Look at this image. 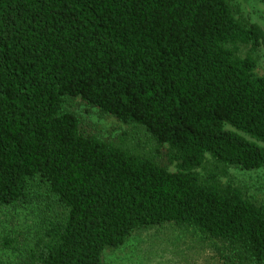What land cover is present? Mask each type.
<instances>
[{"label":"trees","instance_id":"1","mask_svg":"<svg viewBox=\"0 0 264 264\" xmlns=\"http://www.w3.org/2000/svg\"><path fill=\"white\" fill-rule=\"evenodd\" d=\"M260 48L233 0H0V212L35 218L2 229L0 264H104L163 224L264 264V196L229 179L264 167Z\"/></svg>","mask_w":264,"mask_h":264},{"label":"rangeland","instance_id":"2","mask_svg":"<svg viewBox=\"0 0 264 264\" xmlns=\"http://www.w3.org/2000/svg\"><path fill=\"white\" fill-rule=\"evenodd\" d=\"M233 4L240 14L264 29V3L261 0H233ZM257 55L256 71L264 75V48H260ZM82 111L90 125L106 139L124 145L134 143L135 134L128 125L89 107ZM229 179L244 186L252 196H264V167L257 171L231 170ZM34 221L33 215L26 212L16 216L0 212V233L7 226L30 227ZM223 252L221 243L206 238L193 228L163 224L138 230L122 247L106 250L104 264H223ZM12 258L15 259L11 252L0 247V263Z\"/></svg>","mask_w":264,"mask_h":264}]
</instances>
